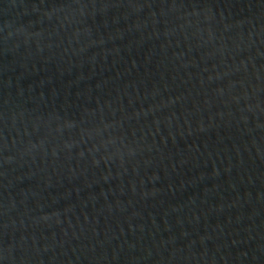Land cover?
<instances>
[{
	"label": "water",
	"instance_id": "obj_1",
	"mask_svg": "<svg viewBox=\"0 0 264 264\" xmlns=\"http://www.w3.org/2000/svg\"><path fill=\"white\" fill-rule=\"evenodd\" d=\"M0 264H264V0H0Z\"/></svg>",
	"mask_w": 264,
	"mask_h": 264
}]
</instances>
